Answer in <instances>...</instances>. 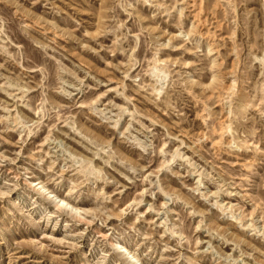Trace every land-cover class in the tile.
I'll list each match as a JSON object with an SVG mask.
<instances>
[{
  "label": "rangeland",
  "instance_id": "374dc122",
  "mask_svg": "<svg viewBox=\"0 0 264 264\" xmlns=\"http://www.w3.org/2000/svg\"><path fill=\"white\" fill-rule=\"evenodd\" d=\"M0 264H264V0H0Z\"/></svg>",
  "mask_w": 264,
  "mask_h": 264
},
{
  "label": "bare ground",
  "instance_id": "6f19581e",
  "mask_svg": "<svg viewBox=\"0 0 264 264\" xmlns=\"http://www.w3.org/2000/svg\"><path fill=\"white\" fill-rule=\"evenodd\" d=\"M42 189L46 191V189L42 186ZM60 201V200H59ZM130 254V252H128ZM131 258H133V256H131Z\"/></svg>",
  "mask_w": 264,
  "mask_h": 264
}]
</instances>
